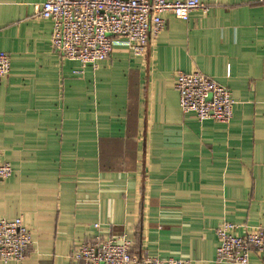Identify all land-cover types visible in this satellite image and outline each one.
Segmentation results:
<instances>
[{"label": "crops", "instance_id": "obj_1", "mask_svg": "<svg viewBox=\"0 0 264 264\" xmlns=\"http://www.w3.org/2000/svg\"><path fill=\"white\" fill-rule=\"evenodd\" d=\"M200 1L188 22L166 14L143 56L115 46L93 68L53 50L44 0H0L11 60L0 163L14 170L0 180V218L21 217L34 239L8 264H76L99 235H126L137 255L216 264L220 224L264 226V6ZM195 71L232 92L229 124L183 114L176 75Z\"/></svg>", "mask_w": 264, "mask_h": 264}, {"label": "built area", "instance_id": "obj_2", "mask_svg": "<svg viewBox=\"0 0 264 264\" xmlns=\"http://www.w3.org/2000/svg\"><path fill=\"white\" fill-rule=\"evenodd\" d=\"M264 6V0H260ZM200 0H44L40 16L53 25L52 48L64 59L83 67L108 60L115 46H125L143 56L151 39L165 29L166 14L188 22L191 14L206 9ZM11 71L10 56L0 52V82ZM183 114L199 122L229 124L236 104L232 92L201 72H178L174 84ZM9 163H0V180L13 175ZM99 229V225L95 226ZM216 264H249L253 251L264 252V226L239 227L224 221L216 230ZM34 239L21 217L0 218V264L23 262ZM126 235L95 237L72 254L76 264H187L184 259L137 255Z\"/></svg>", "mask_w": 264, "mask_h": 264}]
</instances>
